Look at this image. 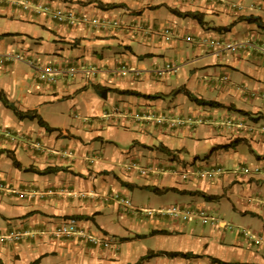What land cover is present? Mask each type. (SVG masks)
<instances>
[{
    "label": "crops",
    "instance_id": "crops-1",
    "mask_svg": "<svg viewBox=\"0 0 264 264\" xmlns=\"http://www.w3.org/2000/svg\"><path fill=\"white\" fill-rule=\"evenodd\" d=\"M55 9L120 26L68 25ZM0 92L53 129L0 102V231L24 233L0 243V264H133L149 253L141 264H264V0H0ZM159 116L192 123L158 126ZM115 194L155 217L122 210ZM170 206L238 226L229 258L209 252L197 217L161 214ZM69 217L78 235L47 236Z\"/></svg>",
    "mask_w": 264,
    "mask_h": 264
},
{
    "label": "built area",
    "instance_id": "built-area-1",
    "mask_svg": "<svg viewBox=\"0 0 264 264\" xmlns=\"http://www.w3.org/2000/svg\"><path fill=\"white\" fill-rule=\"evenodd\" d=\"M24 8L27 9V5H24ZM43 10H47L49 8V5H44L42 7ZM52 18L62 22L66 23L68 25H75L78 22L80 23H88V21L92 23H101L103 25H112L114 27L120 26L119 23L116 21H107V20H97V19H88L84 15H76L72 10L70 9H55L52 11ZM156 34L160 35L161 37H164L165 39H168L172 35V31L170 28H165L162 31L156 32ZM187 41H192L190 37H186ZM209 46H216L217 48H224V49H229L230 51H234L236 49V45L231 44V43H221L219 40H204ZM15 58H18L17 56ZM4 60H9L11 59L10 56H3ZM52 72L50 68H45L43 71L40 73V79H46L47 74ZM151 117V115L144 114L141 116L140 120H148ZM154 124L158 126H166L168 128H173L177 129L178 127H182L184 125L189 126V123L191 124L192 121L190 119H173V118H167L165 116H159V117H154L153 118ZM264 134V130L262 131ZM133 166V165H132ZM189 169L181 172V178L182 179H187L190 175V172H188ZM254 171H257L255 169ZM140 174H146L147 169L146 168H139ZM249 172L248 168H243L242 173L247 174ZM209 173H198L199 177H204ZM2 190H7L4 186L3 183L0 182V191ZM122 210H131L133 213H140L144 214L146 216H152L153 212L151 210H138L132 207L131 202L128 198L126 197H120L119 195L115 194L112 195L111 197ZM161 214L167 215L170 219H179V220H188L192 218L193 216L197 217L202 223L208 222V218L205 215V212L202 210L195 211V213L192 210H189L187 208H180L178 206H170L168 209H166L164 212ZM80 233L79 231V221L73 217H69L65 219L61 224H59L57 227L51 229L50 231H47V236L50 238L54 239H71L78 235ZM247 236L246 234H244ZM24 236V233H22L19 230H12V231H5L1 232L0 231V243H7V244H13L19 242L22 237ZM90 244L94 246H102V247H107L108 245L111 244V240L107 237L104 238H98L95 236H92L90 234H85L83 236ZM261 239L257 238L253 240V243L258 245L260 243Z\"/></svg>",
    "mask_w": 264,
    "mask_h": 264
},
{
    "label": "trees",
    "instance_id": "trees-1",
    "mask_svg": "<svg viewBox=\"0 0 264 264\" xmlns=\"http://www.w3.org/2000/svg\"><path fill=\"white\" fill-rule=\"evenodd\" d=\"M97 4L105 7V5H102L100 4L98 1H95ZM107 6V5H106ZM109 6V5H108ZM180 16H183V17H192L194 19H196V21L198 23L201 22L199 16H197L196 14H190V13H182V14H179ZM249 20H251L252 18H248ZM97 89V87H95ZM103 92L105 91H110L111 89H102ZM120 94H135L136 93H133L131 91H119ZM147 98H150V96H146ZM190 97V96H188ZM191 100L193 102H196L197 104L199 105H212V106H219V104L215 103V102H212V101H203V100H200V99H197V98H194V97H190ZM0 102L2 103V105L9 109L13 115L17 118V119H28V120H35L37 125L40 126V127H43L45 128L46 130L48 131H52L53 129L52 128H49L46 123L43 122V120L41 119V117L34 111H20L12 102L8 101L7 98L4 96V94L2 92H0ZM12 159V163L17 167V168H20V165L15 161V159L13 157H11ZM26 171H32V172H35L36 174H39V175H45L47 173H50V172H55V171H59V170H63L61 167H47L43 170H38V169H32L31 167L29 168H26L25 169ZM166 254V253H164ZM169 256H178V255H181V256H185V254H181V253H169L168 254ZM152 254H147L145 255L144 257H141L140 259H138L135 263L133 264H141V262L149 257H151Z\"/></svg>",
    "mask_w": 264,
    "mask_h": 264
},
{
    "label": "rangeland",
    "instance_id": "rangeland-1",
    "mask_svg": "<svg viewBox=\"0 0 264 264\" xmlns=\"http://www.w3.org/2000/svg\"><path fill=\"white\" fill-rule=\"evenodd\" d=\"M169 208V207H168ZM167 208V209H168ZM143 210H146L143 209ZM140 216H144L145 218H154L155 216H146L144 214H140ZM142 217V218H144ZM207 227H210V235H209V252L213 256H223L225 258H229L231 252H232V247L235 244V238H236V232L238 226H233L231 224H228L225 229L219 228L216 224H207L205 223ZM204 225V223L202 224ZM238 243L236 242L235 245ZM152 245V242H151Z\"/></svg>",
    "mask_w": 264,
    "mask_h": 264
},
{
    "label": "clouds",
    "instance_id": "clouds-1",
    "mask_svg": "<svg viewBox=\"0 0 264 264\" xmlns=\"http://www.w3.org/2000/svg\"><path fill=\"white\" fill-rule=\"evenodd\" d=\"M163 29H165V28H162V29H160V30H158V31H156V32H159V31H162ZM158 35V34H157ZM159 37H161L160 35H158Z\"/></svg>",
    "mask_w": 264,
    "mask_h": 264
}]
</instances>
